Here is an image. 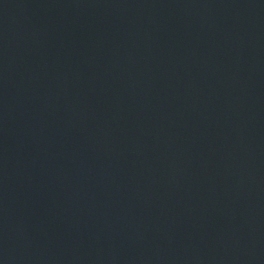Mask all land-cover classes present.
I'll list each match as a JSON object with an SVG mask.
<instances>
[{
	"label": "water",
	"instance_id": "obj_1",
	"mask_svg": "<svg viewBox=\"0 0 264 264\" xmlns=\"http://www.w3.org/2000/svg\"><path fill=\"white\" fill-rule=\"evenodd\" d=\"M0 264H264V0H0Z\"/></svg>",
	"mask_w": 264,
	"mask_h": 264
}]
</instances>
